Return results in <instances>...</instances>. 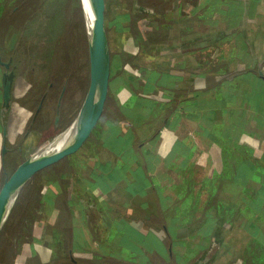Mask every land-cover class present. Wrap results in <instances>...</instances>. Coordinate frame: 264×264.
<instances>
[{
	"label": "crops",
	"instance_id": "obj_1",
	"mask_svg": "<svg viewBox=\"0 0 264 264\" xmlns=\"http://www.w3.org/2000/svg\"><path fill=\"white\" fill-rule=\"evenodd\" d=\"M123 2L129 28H114L116 37L106 30L102 113L67 164L48 173L39 203L65 191L71 216L84 201L107 207L103 228L112 227L116 247L140 264H151L153 254L168 262L174 248L181 261L201 249L204 264H264V0H205L198 8L180 0ZM56 86L35 97L18 76L7 107L1 86L0 189L8 166L3 144L8 153L16 145L23 151L35 133L32 153L72 123L66 90L58 95ZM190 170L194 190L218 184L217 200L208 193L191 209L194 200L183 193ZM188 198L189 210L179 212ZM195 235L204 243L188 246L184 238Z\"/></svg>",
	"mask_w": 264,
	"mask_h": 264
},
{
	"label": "rangeland",
	"instance_id": "obj_2",
	"mask_svg": "<svg viewBox=\"0 0 264 264\" xmlns=\"http://www.w3.org/2000/svg\"><path fill=\"white\" fill-rule=\"evenodd\" d=\"M180 1H183L184 7L193 6V3L201 6L208 4L205 0ZM100 3L105 29L110 34L116 33L117 31H113L114 25L108 22L116 19L117 14L124 13L123 0H100ZM87 32L83 0H0L1 60L6 61L11 56L12 63L16 65V76L21 77L25 85L31 87V94L35 97L39 96L36 94L38 91L41 94L49 81L58 83L60 87L62 80L67 79L63 103L65 107L69 105L71 114L69 119L72 118V121L77 113L78 115L81 113V105L89 85ZM118 34L122 39L123 35ZM113 36L116 37V34ZM1 72L0 64V74ZM35 90L38 91L35 93ZM52 98L48 102L53 105L55 101ZM64 121H59L58 129ZM24 136L25 133L19 136V144L22 143ZM35 139L36 134L31 133L23 151L16 149V145L10 153L8 151L4 153V156H7L6 165L8 163L5 178H10L16 165L31 154ZM45 139L36 146L38 147ZM66 155L48 165L45 171L36 173L26 182L28 184L19 190L10 209L11 214L9 211L10 215L8 214L0 231V264H140L135 262L133 255L120 254L118 251L120 248H116V244L110 242V237L116 234L112 227L110 234L103 228V223H109L110 220L107 207L94 206L90 201H84L83 208L82 204L77 205L80 215H75L73 214L75 211H72L70 220L73 229L70 231L69 241L66 240L64 230L49 221V218L52 220V216L45 215L49 212L39 203L44 180L49 178V172L53 171L54 176L56 171L67 164ZM209 190L203 186L199 200L206 198V201ZM218 197L219 191L212 200H217ZM85 198L87 200V197ZM73 208L76 209L72 207V210ZM192 226L194 224L190 225L189 233L194 231L192 228L195 227ZM184 240L190 247L204 243L199 235L185 237ZM174 249L176 252L172 251L168 259L170 264H193L194 259H198L195 264H204L201 249L197 256L188 262L181 261L182 252ZM223 253L224 250L218 252L216 258L220 259ZM156 262L153 254L148 263Z\"/></svg>",
	"mask_w": 264,
	"mask_h": 264
},
{
	"label": "water",
	"instance_id": "obj_3",
	"mask_svg": "<svg viewBox=\"0 0 264 264\" xmlns=\"http://www.w3.org/2000/svg\"><path fill=\"white\" fill-rule=\"evenodd\" d=\"M89 4L88 58L89 85L85 94L86 112L77 128H70L71 124L61 133L56 134L52 141L37 147V149L19 162L10 178H5L0 189V231L8 217L14 200L23 185L39 170L52 164L74 149L87 135L97 118L102 113L107 93L109 78V46L107 32L103 21V11L100 0H87ZM0 64L8 66V62L1 60ZM12 75L4 74L1 80L2 103L7 107L11 98ZM79 112V110H78ZM78 116V113L76 117ZM74 118V120L76 119ZM73 120V121H74ZM72 121V122H73ZM63 132V133H62ZM5 134V131H3ZM5 144L1 153L6 152Z\"/></svg>",
	"mask_w": 264,
	"mask_h": 264
},
{
	"label": "trees",
	"instance_id": "obj_4",
	"mask_svg": "<svg viewBox=\"0 0 264 264\" xmlns=\"http://www.w3.org/2000/svg\"><path fill=\"white\" fill-rule=\"evenodd\" d=\"M198 5L199 4H197L196 6H197V8H198ZM199 6H201V4L199 5ZM118 16H117V18L115 19H113L112 21H110V22H108V23H110V24H112V25H114V28H116L117 30L119 29V30H127L128 28H129V25H128V21H129V14L128 13H126V12H124L123 14H117ZM191 173H192V171L190 170V176H189V178H186V179H189L188 181H186V185L188 186V189L187 190H185V192H183L184 194H191L190 195V197H191V199H193L194 200V203H193V205L191 206V209L192 210H195L196 209V203L197 202H199V199H200V195H201V188L200 189H197V190H194V185H196L197 184V178H195V177H192L191 176ZM195 179V180H194ZM204 180H207L206 178L205 179H203V181ZM208 181V180H207ZM211 183H212V188L210 187V190H209V193H211V195L212 196H214L216 193H217V188L215 187V186H218V184L217 185H213V180H211ZM26 184H28V183H26ZM26 184L22 187V188H24L25 186H26ZM192 187V188H191ZM213 187H215V188H213ZM218 191H219V188H218ZM41 198V197H40ZM44 199H46L49 203L47 204H45L44 203V205H43V207H45L46 209H45V211L47 210H53L52 211V213H51V215H52V222H53V224L56 226V227H58L59 229H61V230H64V232H65V237H66V240L67 241H69V238H70V236H71V229H73V225H72V223H71V220H70V216H71V214H70V209H69V206H68V204H67V197H66V192L65 191H63L59 196H57L56 197V200H55V202L53 201L52 202V200H51V197H43ZM81 198V201H84L85 199H83L82 197H80ZM40 201H41V199H40ZM186 201V205L187 206H185L183 203H179L178 205H177V210L179 211V212H182L183 210L184 211H188L189 210V207H190V199L188 198V199H186L185 200ZM190 204V205H189ZM14 205V204H13ZM164 205H166V203H164ZM176 206V205H175ZM13 207V206H12ZM99 207H101V206H99ZM101 210V209H100ZM119 210L121 211V212H124V210H123V208H120L119 207ZM227 212H229V210H227V209H225ZM10 214H11V211H10ZM9 214V215H10ZM81 224V223H80ZM85 224V223H84ZM75 225V224H74ZM57 228V229H58ZM58 229V230H59ZM109 229V228H108ZM55 234V233H54ZM109 234H110V232H109ZM114 236L113 237H110V242H112V243H115L114 242ZM67 243V242H66ZM248 243H249V240H245V241H243V243L241 244L242 245V249H244L247 245H248ZM111 244V243H110ZM102 246V245H101ZM70 247V246H69ZM103 247V246H102ZM117 248V247H116ZM119 252H120V254H125L123 251H122V249H119L118 250ZM124 256V255H123ZM151 257H152V255H149V258L151 259ZM155 258H156V264H170L171 262H167V261H165V260H163L162 258H160L158 255H155ZM170 258V257H169Z\"/></svg>",
	"mask_w": 264,
	"mask_h": 264
},
{
	"label": "flooded vegetation",
	"instance_id": "obj_5",
	"mask_svg": "<svg viewBox=\"0 0 264 264\" xmlns=\"http://www.w3.org/2000/svg\"><path fill=\"white\" fill-rule=\"evenodd\" d=\"M5 62H8V66H5L4 64H1L3 75L4 74H6V75H9V74L12 75V81L11 82L13 84H15L16 83V80L18 78V76H16V74H15L16 65L12 63L11 56H9ZM4 70L7 71V72H4ZM52 86H53V82L52 81H49L48 84L46 85V88L50 89V88H52ZM56 87H58V86H56ZM66 88H67V79H64V80H62V84L60 85V87H58V91H59V94L58 95H60L61 91H65ZM48 92L42 93V97H44L43 100L48 95ZM34 113H35V111H34Z\"/></svg>",
	"mask_w": 264,
	"mask_h": 264
},
{
	"label": "bare ground",
	"instance_id": "obj_6",
	"mask_svg": "<svg viewBox=\"0 0 264 264\" xmlns=\"http://www.w3.org/2000/svg\"><path fill=\"white\" fill-rule=\"evenodd\" d=\"M83 6H84V9H85V12H86V17H87V26L89 27V16H90V11H89V4H88V1L87 0H83ZM86 112V99L84 98L83 102H82V105H81V113L78 115V117H76V119L71 123V126L70 128H77L81 121L83 120V117H84V114ZM67 129V128H66ZM65 129V130H66ZM64 130V131H65ZM61 133V132H59ZM57 133V134H59ZM63 133V132H62ZM54 138V135L53 136H49L45 139V141L43 143H41L39 146H43L47 143H49L50 141H52V139ZM38 146V147H39Z\"/></svg>",
	"mask_w": 264,
	"mask_h": 264
}]
</instances>
